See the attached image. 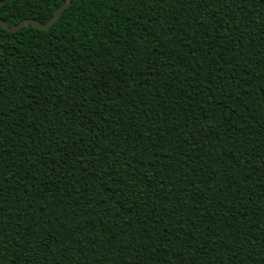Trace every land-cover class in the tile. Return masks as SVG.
Wrapping results in <instances>:
<instances>
[{
	"label": "trees",
	"instance_id": "trees-1",
	"mask_svg": "<svg viewBox=\"0 0 264 264\" xmlns=\"http://www.w3.org/2000/svg\"><path fill=\"white\" fill-rule=\"evenodd\" d=\"M0 264H264V0L0 24Z\"/></svg>",
	"mask_w": 264,
	"mask_h": 264
},
{
	"label": "water",
	"instance_id": "water-1",
	"mask_svg": "<svg viewBox=\"0 0 264 264\" xmlns=\"http://www.w3.org/2000/svg\"><path fill=\"white\" fill-rule=\"evenodd\" d=\"M4 1H0V5L3 3ZM72 0H66V2L62 5H60L59 7H57L55 9V11L53 12L52 16L50 17V19L45 22V23H38L35 19L33 18H24L22 20H20L19 22L12 24V25H6L3 18L0 17V24L7 30H11L14 31L16 29H18L19 27H21L23 24L25 23H30L33 24L34 26L40 28V29H48L50 26L53 25V23L56 21L57 16L68 6H70Z\"/></svg>",
	"mask_w": 264,
	"mask_h": 264
}]
</instances>
